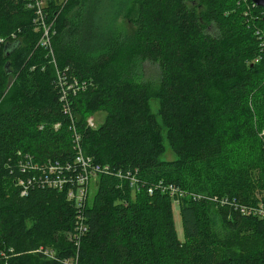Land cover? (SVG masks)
I'll use <instances>...</instances> for the list:
<instances>
[{"label": "trees", "instance_id": "trees-1", "mask_svg": "<svg viewBox=\"0 0 264 264\" xmlns=\"http://www.w3.org/2000/svg\"><path fill=\"white\" fill-rule=\"evenodd\" d=\"M136 1L52 0L51 54L27 0H0V264H264V10L252 0H141L127 32L121 20ZM59 76L79 85L68 98L85 155L113 171L82 209L78 245L66 192L37 183L23 197L17 185L36 174L22 172L26 156L76 154ZM165 141L174 160L161 159ZM119 171L137 172L138 188ZM172 186L182 195L161 188Z\"/></svg>", "mask_w": 264, "mask_h": 264}, {"label": "built area", "instance_id": "built-area-1", "mask_svg": "<svg viewBox=\"0 0 264 264\" xmlns=\"http://www.w3.org/2000/svg\"><path fill=\"white\" fill-rule=\"evenodd\" d=\"M51 1L52 0H27V7L34 12V24L36 25V30L42 33L38 46L46 48L52 54L53 48L51 36L54 32L57 15H55V18L49 19L48 9ZM241 1L247 3L249 0ZM4 42V40H0V44ZM58 83L63 91L61 97L63 110L70 115L73 122L71 123V128L73 130L74 150L76 154L72 161L64 163L49 162L48 164H35L33 163L34 159L31 156H26L28 161L22 166V172L27 174L30 170H33L36 174H32V177L29 175L27 179H24V177L17 179V185L21 188V196L23 197H26L30 188L37 183L43 187L46 186L60 192H66L67 199L74 202L78 207L79 213L76 216L75 229L72 234L74 242L78 245L80 239L88 232V229L85 226L82 209L86 205L88 198L91 196L92 181H98L100 176L113 173V171L108 164L97 163L91 156L85 155L83 151L82 137L75 129V114L72 109L71 100L68 98L69 91L74 93L79 91L78 83H69L61 76H59ZM88 125L92 128L97 127L93 118L88 119ZM60 126L61 124L57 123L55 128H59ZM116 174L119 179L127 180L132 187L138 188L139 182L136 176L137 172L128 171L127 173H124L119 171ZM161 188L163 191L170 192L171 195H182L180 194V191L173 186L170 187L169 190L163 187ZM149 193L153 194L152 190H149ZM259 213L264 218V209H259Z\"/></svg>", "mask_w": 264, "mask_h": 264}, {"label": "rangeland", "instance_id": "rangeland-1", "mask_svg": "<svg viewBox=\"0 0 264 264\" xmlns=\"http://www.w3.org/2000/svg\"><path fill=\"white\" fill-rule=\"evenodd\" d=\"M60 3H65L68 0H56ZM141 0H137L134 4H133V8L131 10V13L129 16L123 18L121 20V28L122 30L125 31H132L131 29H134V22L136 20V17L138 15V9H139V4H140ZM211 28H209V32H211ZM213 31V30H212ZM145 71H146V79L147 80H151V81H155L156 78H158L159 75V70L158 67L156 65H152L150 63H146L145 64ZM159 108H160V103L157 99H153L150 102V109L152 111L153 114L158 115L159 112ZM94 119H95V123L97 124V126H100L104 120L106 119V113L105 112H101L99 114L94 115ZM159 122H161L160 118L158 117ZM165 146L167 148L166 154L161 157L162 160H167V161H171L174 160L176 158V156L174 155V153L171 151L167 141H165ZM97 182L98 181H92V185H91V196L95 193L96 188H97ZM174 211V219H175V225H176V230L178 233L179 238L182 240L184 239V228H183V222H182V218H181V213L179 210V207L177 205L173 206Z\"/></svg>", "mask_w": 264, "mask_h": 264}, {"label": "water", "instance_id": "water-1", "mask_svg": "<svg viewBox=\"0 0 264 264\" xmlns=\"http://www.w3.org/2000/svg\"><path fill=\"white\" fill-rule=\"evenodd\" d=\"M253 3L262 8L264 10V0H252ZM263 21H264V17H263ZM20 46V42L19 41H16L14 43H11V44H7L6 46V49H5V53H6V56H10L11 53ZM6 69L8 70L9 69V63L6 65Z\"/></svg>", "mask_w": 264, "mask_h": 264}, {"label": "bare ground", "instance_id": "bare-ground-1", "mask_svg": "<svg viewBox=\"0 0 264 264\" xmlns=\"http://www.w3.org/2000/svg\"><path fill=\"white\" fill-rule=\"evenodd\" d=\"M50 9V8H49Z\"/></svg>", "mask_w": 264, "mask_h": 264}]
</instances>
